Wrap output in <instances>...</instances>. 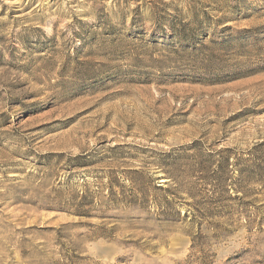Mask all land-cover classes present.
Masks as SVG:
<instances>
[{
	"label": "rangeland",
	"instance_id": "obj_1",
	"mask_svg": "<svg viewBox=\"0 0 264 264\" xmlns=\"http://www.w3.org/2000/svg\"><path fill=\"white\" fill-rule=\"evenodd\" d=\"M0 264H264V0H0Z\"/></svg>",
	"mask_w": 264,
	"mask_h": 264
}]
</instances>
